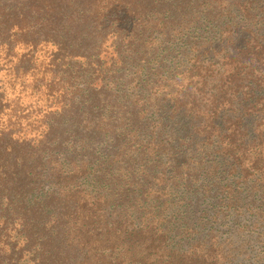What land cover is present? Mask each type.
Listing matches in <instances>:
<instances>
[{"label": "trees", "instance_id": "trees-1", "mask_svg": "<svg viewBox=\"0 0 264 264\" xmlns=\"http://www.w3.org/2000/svg\"><path fill=\"white\" fill-rule=\"evenodd\" d=\"M0 264H264V0H0Z\"/></svg>", "mask_w": 264, "mask_h": 264}]
</instances>
